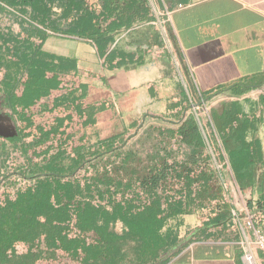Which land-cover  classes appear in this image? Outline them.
<instances>
[{"label": "trees", "instance_id": "16d2710c", "mask_svg": "<svg viewBox=\"0 0 264 264\" xmlns=\"http://www.w3.org/2000/svg\"><path fill=\"white\" fill-rule=\"evenodd\" d=\"M51 1L0 0V100L18 130L15 137H0V264H46L42 260L58 258L57 250L78 264L155 261L192 228L184 215L206 208L223 193L224 175L211 156L215 142L205 137L191 100L181 90L178 105L165 114L142 111L140 127L138 120L115 136L74 137L56 149L59 142L49 137L45 116L34 124L17 110L24 98V77L42 85L49 71L60 69L40 52L36 41L44 33L33 24H44ZM64 1L76 9L73 24L86 22L90 30L99 26L93 39L100 52L113 31L151 13L142 9L147 0ZM112 18L115 27L108 24ZM76 28L73 35L80 36ZM199 99L205 95L195 94L194 100ZM247 105V111L237 103L221 111L210 109L237 176L263 161L262 139L255 134L264 126V96ZM116 221L121 232L114 230ZM224 221L218 212L212 224ZM17 242L34 249L16 254L12 247Z\"/></svg>", "mask_w": 264, "mask_h": 264}, {"label": "crops", "instance_id": "0c3cea01", "mask_svg": "<svg viewBox=\"0 0 264 264\" xmlns=\"http://www.w3.org/2000/svg\"><path fill=\"white\" fill-rule=\"evenodd\" d=\"M46 8L44 24L33 23L44 33L36 43L60 69L49 71L42 85L32 76L24 77V98L17 110L34 124L45 116L58 150L74 137L108 138L138 120L140 127L145 120L142 111L165 114L178 105L182 80L190 91L205 95L212 111L231 103L247 111V101L257 103L264 96V0H147L142 9L151 13L123 31H113L103 52L93 39L99 26L90 30L86 22L73 24L77 12L69 2L52 0ZM111 20L105 23L118 25ZM75 28L80 36L73 35ZM240 90L245 91L233 94ZM0 108L7 114L1 100ZM255 137L262 139L263 161L238 176L230 164L224 172L223 194L217 200L224 196L228 208L208 205L185 214L184 223L192 228L179 235L175 246L144 264H244L245 214L256 208L264 215L263 123ZM218 212L225 221L214 225ZM116 223L114 230L121 232L122 224ZM256 226L264 229V222ZM253 250L254 264H264L254 246Z\"/></svg>", "mask_w": 264, "mask_h": 264}, {"label": "built area", "instance_id": "2783aa9c", "mask_svg": "<svg viewBox=\"0 0 264 264\" xmlns=\"http://www.w3.org/2000/svg\"><path fill=\"white\" fill-rule=\"evenodd\" d=\"M178 6H181V4H179ZM182 81L183 88L187 96L191 100L190 105L200 120L201 128L205 137L209 136L212 138V142H215L216 150L213 152L210 148V150L212 151L211 156L214 160L216 159V167L224 175V172L229 168V159L225 152V149L222 146L220 133L217 130L210 115L211 105H209L205 99H199V101H195V94L199 96L200 93L190 91L188 89L187 82L184 80ZM105 208H109L108 204L105 205ZM261 222H264L263 214L254 210H249L246 212L244 225L241 230V240L243 244L242 260L244 264H254L255 258L253 246L256 249V253L260 257L264 258V229L256 226ZM248 230L250 231V233H248ZM250 236L252 237V240L249 239ZM30 249L33 250L34 247L31 248L28 244L22 242H17L12 247V251L16 254L27 253L28 251H30ZM43 261L47 262L48 260L44 259L42 260V262Z\"/></svg>", "mask_w": 264, "mask_h": 264}, {"label": "rangeland", "instance_id": "374dc122", "mask_svg": "<svg viewBox=\"0 0 264 264\" xmlns=\"http://www.w3.org/2000/svg\"><path fill=\"white\" fill-rule=\"evenodd\" d=\"M0 110H1V108H0ZM2 111V110H1ZM225 191V190H224ZM223 194V193H222ZM220 200H221V202L219 201L218 202V200L216 201V200H214L213 202H211L210 203V206L212 205L213 206V208L214 209H216V210H226L227 208H228V204L226 203V202H224L223 200H225L224 199V196L223 197H221L220 198ZM255 205H257V204H255ZM108 206H109V208L107 209V208H105L106 209V212H110V210H111V205H109L108 204ZM254 211H256V208H255V210ZM200 212L201 211H199L198 212V215L200 214ZM113 227H115V225H113ZM47 254H49L48 253V251H46V255ZM56 254H57V256H58V258L57 259H54V260H52V259H47L48 261L47 262H45L46 264H78V263H76V262H73V261H71V260H69V259H67L65 256V253H63L62 251H56ZM39 263H41V262H39Z\"/></svg>", "mask_w": 264, "mask_h": 264}, {"label": "water", "instance_id": "95a60500", "mask_svg": "<svg viewBox=\"0 0 264 264\" xmlns=\"http://www.w3.org/2000/svg\"><path fill=\"white\" fill-rule=\"evenodd\" d=\"M17 129L10 116L0 112V137L9 138L17 135ZM133 135V133L131 134Z\"/></svg>", "mask_w": 264, "mask_h": 264}]
</instances>
